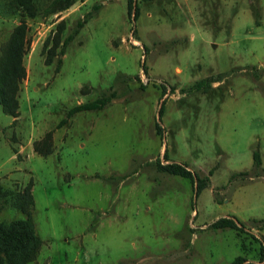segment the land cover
Returning a JSON list of instances; mask_svg holds the SVG:
<instances>
[{
  "label": "rangeland",
  "instance_id": "374dc122",
  "mask_svg": "<svg viewBox=\"0 0 264 264\" xmlns=\"http://www.w3.org/2000/svg\"><path fill=\"white\" fill-rule=\"evenodd\" d=\"M126 1L75 0L23 17L18 114L0 107V220L24 216L14 197L31 179L41 243L25 264L259 261L264 0H133L135 17ZM20 17L0 0V48ZM81 18L64 52L46 63L45 37L61 19L65 37ZM199 79L209 85L196 89ZM111 91L101 108L56 126L70 106ZM47 130L51 151L42 155L32 141ZM158 160L185 164L206 185L197 190L195 180L159 170ZM219 216L242 229L211 226Z\"/></svg>",
  "mask_w": 264,
  "mask_h": 264
},
{
  "label": "trees",
  "instance_id": "16d2710c",
  "mask_svg": "<svg viewBox=\"0 0 264 264\" xmlns=\"http://www.w3.org/2000/svg\"><path fill=\"white\" fill-rule=\"evenodd\" d=\"M9 6L20 14V19L16 23L6 42L0 48V107L3 112L16 116L18 114L17 90L19 82L25 76V67L23 64V55L28 46L27 23L23 17H34L36 15L47 16L70 6L75 0H47V2L39 8L37 0H6ZM97 8V5H94ZM133 9V16L137 15V6L133 0L126 1V11L130 13ZM257 16V12H256ZM84 19L76 21V28L61 38V30L64 23L61 19L55 25V28L44 39L43 46L46 48L45 62L49 63L54 55H61L64 52V47L68 41L77 32V27L81 26ZM57 62H60V57H57ZM208 86L209 82L199 79L193 83L196 89ZM111 91L108 96H99L93 100L83 101L70 106L64 117L58 120L56 126H60L76 111L83 109H98L113 97ZM163 100L158 108V112H162ZM154 127L156 132L160 133V125L155 122ZM51 130H47L39 139L32 141L33 150L39 154L45 155L51 151ZM164 159L165 152H163ZM260 164V155L257 149L252 151V165L258 167ZM157 168L170 174H179L189 178L191 181H196V189L206 185V178L199 176L191 171L185 164L176 161H157ZM242 173V172H240ZM32 180L29 179L20 191L15 194L14 204L24 214L23 217L13 218L10 220H0V264H25L28 261L35 259L41 243L40 237L37 235L34 223L31 218V209L33 206V198L30 192ZM0 192L3 190L0 188ZM214 227H229L236 230H241L242 226L238 225L237 219L232 216H219L210 222ZM262 242V243H261ZM264 238H261L259 244V261H249L243 256L237 255L234 257L232 264H264L263 246Z\"/></svg>",
  "mask_w": 264,
  "mask_h": 264
}]
</instances>
